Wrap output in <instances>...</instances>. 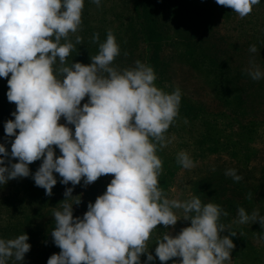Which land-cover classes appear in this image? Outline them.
Returning <instances> with one entry per match:
<instances>
[{
	"label": "clouds",
	"instance_id": "clouds-1",
	"mask_svg": "<svg viewBox=\"0 0 264 264\" xmlns=\"http://www.w3.org/2000/svg\"><path fill=\"white\" fill-rule=\"evenodd\" d=\"M100 6L102 0H91ZM241 18L261 0H216ZM85 0H0V78L7 79V99L16 104L14 119L5 122V135L13 138L11 151L0 143V186L10 180L32 176L35 185L51 196L57 184L68 187L62 210L53 213L51 236L61 249L47 264H152L181 257L179 264H226L236 245L228 226L220 222L228 213L220 205L203 204L193 196L169 199L160 187L162 160L157 144L166 147L165 133L179 114L182 93H168L155 84L152 66L136 61L135 67L118 70L113 61L120 54L116 37L109 30L91 63L67 65L76 44L68 40L82 24ZM62 40L67 42L61 43ZM249 52L256 54V45ZM59 62V63H58ZM255 81L264 80V69L253 60L246 69ZM85 97L88 101L83 103ZM66 123H60L61 118ZM69 125L75 126V131ZM17 130H19L17 132ZM61 155L57 157L55 148ZM18 158V162H12ZM33 174L30 165L41 160ZM6 161H8L6 163ZM177 161L184 169L195 167L187 152ZM114 178L106 191L89 202L82 217L74 216L75 186H84L101 176ZM225 175L243 179L234 168ZM73 197H79L75 201ZM180 211L182 214L178 215ZM191 224L178 235L161 234L155 256L147 241L157 225L175 226L181 218ZM238 223L264 226V216L254 210H238ZM29 235L0 238V264L14 258L24 264L31 250ZM175 264V262H174Z\"/></svg>",
	"mask_w": 264,
	"mask_h": 264
},
{
	"label": "rangeland",
	"instance_id": "rangeland-1",
	"mask_svg": "<svg viewBox=\"0 0 264 264\" xmlns=\"http://www.w3.org/2000/svg\"><path fill=\"white\" fill-rule=\"evenodd\" d=\"M145 7L163 34L160 66L153 68L155 84L165 92L179 88L182 93L179 114L165 133L167 146L157 144L162 160L160 187L169 199L197 196L203 204L214 203L225 211L232 205V211L220 219L229 228L222 236L237 233L231 237L236 247L226 264H264V226L259 221L237 222L242 205L249 214L256 210L264 216V80L255 81L246 71L253 60L264 69V0L244 18L216 0H102L100 6L85 0L80 29L68 37L75 44L80 36L82 43L75 45L66 66L90 64L91 56L99 52L94 34L99 33L103 42L109 30L120 46L114 67L133 68L136 61L148 64L152 50L141 27ZM253 44L258 49L256 54L249 52ZM10 76L0 78V113L5 115L0 117V143H5L9 152L14 137H6L4 125L14 119L16 110L6 95ZM87 101L85 97L81 106ZM60 123H66L63 117ZM69 127L74 133L75 126ZM55 151L57 157L61 155L58 147ZM182 151L190 155L195 167L184 169L178 163L177 155ZM41 163L42 159L30 165L33 174ZM229 168L236 169L243 179L235 182L225 175ZM56 175L58 182L51 196L35 185L32 176L0 186V238L29 235L32 247L25 254L24 264H47L55 254L45 240L47 234L53 240L52 229L46 225L55 224L53 213L62 210L65 191L72 187L71 183H61L62 178ZM113 178L109 174L90 185L84 186L82 180L75 186L73 195H79L81 203L74 205V216L82 217L89 202L94 203ZM207 178L210 180L204 181ZM76 199L79 197L72 198ZM190 224V219L182 217L175 226L157 225L147 241V251L155 256V242L161 234L178 235ZM46 250L48 253L43 254ZM146 259L147 252L141 255L140 264ZM180 260L174 257L161 262L156 258L152 264H179ZM8 264H16L14 258Z\"/></svg>",
	"mask_w": 264,
	"mask_h": 264
},
{
	"label": "trees",
	"instance_id": "trees-1",
	"mask_svg": "<svg viewBox=\"0 0 264 264\" xmlns=\"http://www.w3.org/2000/svg\"><path fill=\"white\" fill-rule=\"evenodd\" d=\"M138 9V8H137ZM145 10V22L141 24L142 31H145V42L147 43V47L151 48L152 54L150 55V58H148V64L153 68L160 66V50L162 48L163 44V34L161 32V27L158 22L150 18V13L147 11L146 7ZM193 51V50H191ZM82 63V62H81ZM3 108H0V111H2ZM5 116L4 113H0V117ZM209 181L210 178L204 179V181ZM203 181V182H204ZM247 203V202H244ZM246 205V204H245ZM250 205V204H249ZM243 207V205H242ZM232 211V205H229V209H227V213L229 214ZM47 229H52L55 227V224L53 223H47L46 225ZM46 229V230H47ZM47 230V231H48ZM46 231V232H47ZM45 240L49 245H51V248H53V251L55 254H58L61 250L59 247H57L53 240H51L49 234L45 235ZM48 253V251H44L43 254Z\"/></svg>",
	"mask_w": 264,
	"mask_h": 264
}]
</instances>
